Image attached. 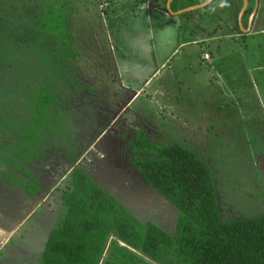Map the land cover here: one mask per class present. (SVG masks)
Here are the masks:
<instances>
[{"label": "rangeland", "instance_id": "374dc122", "mask_svg": "<svg viewBox=\"0 0 264 264\" xmlns=\"http://www.w3.org/2000/svg\"><path fill=\"white\" fill-rule=\"evenodd\" d=\"M48 3L0 0L3 181L19 184V178L25 176L23 170L31 179L47 174L63 181L73 165L66 157L80 150L79 167L139 222L150 221L173 235L175 206L146 185L126 161L123 147L114 146L123 144L118 139H131L145 130L153 142H177L211 167L220 215L225 221L264 214V91L260 90L264 89V79L256 91H245L239 99L222 89L212 87L208 91L204 86L198 98L188 101L183 81L173 79L171 63L157 74L144 94L127 106L132 94L122 89L125 77L119 80L117 73L126 60L136 62L128 48V37L139 27L155 24L159 16L143 10L139 0H115L112 15L109 9H97L95 0H53L49 3L53 14L45 21L43 13ZM258 18L264 21L263 7ZM253 44L257 62L264 67V35H257ZM227 51L225 46L222 53ZM238 56L237 52L231 55L234 60H239ZM231 72L239 77L242 70L234 67ZM260 72L264 74V68ZM172 82L182 84L176 98L171 95ZM41 93L47 99L50 94L57 95L52 109L48 107L52 116L48 109L46 115L44 110L35 111ZM0 191V206H6L0 212L1 222L9 225L16 221L22 235L16 246L22 247L24 239L28 248L33 246L23 255L9 254L8 264H37L33 262L36 248L39 244L43 248L49 230L59 220L57 197L53 200L52 196L48 207L35 205L20 223V207L30 206L24 204L27 197L20 192L15 196L12 188ZM28 211L29 207L24 212Z\"/></svg>", "mask_w": 264, "mask_h": 264}, {"label": "trees", "instance_id": "16d2710c", "mask_svg": "<svg viewBox=\"0 0 264 264\" xmlns=\"http://www.w3.org/2000/svg\"><path fill=\"white\" fill-rule=\"evenodd\" d=\"M204 1L174 0L171 9ZM49 3L45 21L53 14ZM54 98L38 94L35 111L46 115ZM131 147L145 182L177 208L175 234L139 222L78 166L61 194L63 214L49 232L40 264H264V214L225 221L212 169L197 153L174 141L154 143L144 131Z\"/></svg>", "mask_w": 264, "mask_h": 264}, {"label": "crops", "instance_id": "0c3cea01", "mask_svg": "<svg viewBox=\"0 0 264 264\" xmlns=\"http://www.w3.org/2000/svg\"><path fill=\"white\" fill-rule=\"evenodd\" d=\"M95 1L98 3L97 9H109L110 15L115 12L113 4L115 0H104V2L103 0ZM172 1L171 3L170 0L166 2L162 0L157 1V4H155L157 5L156 10L148 6L145 0H139L138 5L144 8L143 10L148 13L159 16V20L156 21L155 24L152 22L146 29L141 27L137 28L131 32L128 37V48L131 50L134 56L132 57L136 62L126 60L122 65L118 66L120 73H117L119 80L121 77H125V79H123L124 86L121 85L122 89L126 90L127 88V91L129 90L128 93L132 94L127 106L144 94L146 88L151 84L157 74L161 70H165L169 65H172L171 63H173V69H175V71H173V79L176 78V80H178L179 78L180 81L178 82L180 83L183 81V90L186 92L185 99L188 97V101H192L193 98H198L196 97L198 95L197 93L200 92L204 86L207 87V89L209 88L208 91L213 88L214 90H218V88L222 89L233 94L238 99L245 91H256L257 86H259L258 83L261 84L263 82L264 74L260 71L264 67L261 66L262 64L260 61L257 62L258 56L255 53L254 48L256 49V47H254L255 45L253 42L257 35H264V21H260V18H258V11L256 10L255 12L253 9L254 0H248L247 6H243L242 0H211L209 4L203 8L186 11L180 14H174L182 9H171ZM261 1L264 0H260V2ZM260 2L258 8L260 7ZM169 10L174 13L168 14ZM259 22L261 24L257 27L256 24H259ZM225 46L226 48L228 47V51L223 54L222 50H224ZM113 47L114 46H112L111 49ZM233 52L240 54V57L238 56L240 58L239 60H237V58L236 61L231 57ZM205 53L210 55L208 59L203 58ZM222 67L225 70L219 69ZM234 67L242 70V73L238 75L239 77H235L234 73L231 72V69ZM134 80H137L139 83L134 84ZM181 88L182 84L172 82V87H170L172 94H169L175 96V94L177 95L180 93ZM222 90L221 93L223 92ZM260 90L261 92L264 91V89L262 90L261 88ZM149 97H151V95H149ZM176 97L177 96H175V98ZM200 97L201 95L199 99ZM138 113H143V111ZM6 184L11 186L7 187L5 186ZM4 188H12L15 196H17L19 192L23 193L25 196L27 194L26 190L18 186L17 183H14L12 180H9V182H7V180L3 181L0 177V189ZM111 195L115 198L113 194ZM46 196L48 200V194ZM26 197L27 198L24 199L25 205L32 202L31 200L33 199L28 196ZM41 200L42 199L33 201L30 206H19L21 212L18 222L21 223L25 220L30 215L35 205L37 207L40 205ZM41 203L44 204L45 207H48V203ZM5 207L6 206H0V212L5 210ZM28 207L29 211L25 213L24 211ZM16 225V221L15 223L6 225L1 222L0 219V242L5 240L4 242L6 243V238L10 236L13 229L16 228ZM53 228H51L49 232ZM21 236L20 230V232L15 235V239L11 240L9 237L8 243L10 246L3 247L0 251V264H8L7 259L9 254L14 255L17 252H22L23 255V252L33 249V246L31 248L27 247L28 245L25 244V239L22 247L18 244L16 246L15 243L18 241V237L20 238ZM44 245L42 249L40 248V244L37 246V256L34 258L33 262L36 260V262H38L37 264H40ZM105 255H107V251Z\"/></svg>", "mask_w": 264, "mask_h": 264}, {"label": "flooded vegetation", "instance_id": "af4514ba", "mask_svg": "<svg viewBox=\"0 0 264 264\" xmlns=\"http://www.w3.org/2000/svg\"><path fill=\"white\" fill-rule=\"evenodd\" d=\"M264 6V1H261L260 2V7H263ZM259 7V8H260ZM259 8H257V11H259ZM263 10H264V7H263ZM42 28V27H41ZM55 96H57L55 93H54ZM55 103V102H54ZM53 105V104H52ZM52 105H51V109H52ZM50 108V107H49ZM48 115L49 116H52L53 114H50V111L48 109ZM47 122H49V119L47 118ZM145 132V131H144ZM140 133V132H139ZM138 133V134H139ZM136 134L133 138L131 139H127V138H123L122 140L121 139H118L120 140L123 144H118V143H115L114 146L115 148H120V147H123V151H126L127 154H125L127 156V162L133 166L137 171L138 169L136 168V166L134 165L133 163V151H132V147H131V142L132 140L138 135ZM146 135V134H145ZM147 136V135H146ZM148 137V136H147ZM149 138V137H148ZM151 140V139H150ZM152 141V140H151ZM153 142V141H152ZM85 143L86 144H90V142L87 141V139H85ZM155 143V142H154ZM159 144V143H157ZM122 145V146H121ZM78 146H76L77 148ZM79 149V148H78ZM113 150H115L113 148ZM31 151V150H30ZM92 154V153H91ZM71 156H67L66 157V160L67 162H69L70 164H73L71 169L67 172V174H64V176L62 177V180H60L61 177H57L56 175L55 176H51V178L49 176H47V174H40L38 175L37 178L34 179H31L30 177H26V174H27V171H22L23 174H25L24 178H19V184L18 186H20L21 188H24L26 190V192H28V194H26V196L30 197V198H33L31 201H36L38 199H42L41 202H45V203H48L50 204L49 200L52 198L53 196V200L55 199V196L57 197V204L58 206H61L60 210L58 211L59 214V219L62 217V214H63V206L61 204V194L62 192L64 191V189L68 186V183H69V178H70V173L71 171L73 170V168L75 167H78L79 165L77 164V162L80 160V157H78L80 155V150H77L76 153H72L70 154ZM102 159H105L102 158ZM97 161V160H96ZM25 172V173H24ZM139 173V171H138ZM63 175V174H62ZM139 175L141 176V174L139 173ZM142 177V176H141ZM92 178V177H91ZM143 178V177H142ZM93 179V178H92ZM17 180V179H15ZM94 180V179H93ZM40 181V182H39ZM95 181V180H94ZM96 182V181H95ZM97 183V182H96ZM98 184V183H97ZM99 185V184H98ZM32 186H35L38 187V189L36 190V192L34 193L33 196H31L29 194V192H31V189H32ZM33 188V189H34ZM104 188V187H103ZM29 190V191H28ZM51 195V197L49 198V193ZM48 194V200H47V195ZM46 196V197H45ZM32 202H30V204H32ZM40 202V205L41 206H45L44 204H42ZM59 221V220H58ZM150 222V221H149ZM57 224V223H56ZM55 224V225H56ZM54 225V226H55Z\"/></svg>", "mask_w": 264, "mask_h": 264}, {"label": "water", "instance_id": "95a60500", "mask_svg": "<svg viewBox=\"0 0 264 264\" xmlns=\"http://www.w3.org/2000/svg\"><path fill=\"white\" fill-rule=\"evenodd\" d=\"M157 1H161V0H145V3H147L148 4V6H150L151 8H154V9H156L157 10V5H155V4H157ZM166 1H168V0H166ZM171 1L172 0H170V3H171ZM211 0H207V1H205V2H203V3H201V4H198V5H194V6H191V7H188V8H185V9H182V10H180V11H178V12H172L171 10H169V12H168V14H180V13H184V12H186V11H191V10H195V9H200V8H203V7H205V6H207L208 4H209V2H210ZM243 1V6L245 5V6H247L248 5V0H242ZM259 2H260V0H254V11L256 12V10H257V8H258V4H259ZM165 4V3H164ZM165 8H166V5H165ZM168 8V7H167ZM168 11V10H167ZM254 12V13H255ZM142 178V177H141ZM143 179V178H142ZM143 181L145 182V180L143 179ZM146 183V182H145ZM146 185H148L147 183H146ZM149 186V185H148ZM150 187V186H149ZM151 189H153L152 187H150ZM106 190V189H105ZM154 190V189H153ZM154 191H156V190H154ZM157 192V191H156ZM158 193V192H157ZM159 194V193H158ZM160 195V194H159ZM161 197H162V195H160ZM163 198V197H162ZM164 199V198H163ZM166 200V199H165ZM166 201H168V200H166ZM169 202V201H168ZM172 204V203H171ZM124 207V206H123ZM176 208V207H175ZM176 210H177V208H176ZM129 212V211H128ZM177 215H178V210H177V214H176V218H175V229H176V222H177ZM17 230L18 229H16V228H14L13 229V231L11 232V234H10V236H8L7 238H6V243L4 242L5 240H3V241H1L0 243V251H1V249L3 248V247H6V246H10L9 244H7V242H8V240H9V237H10V239L12 240L13 239V237H15V233H17ZM174 234H175V230H174ZM173 234V235H174ZM4 244V245H3ZM139 253V252H138ZM146 259H148L149 261H151L149 258H147L146 257ZM153 262V261H152Z\"/></svg>", "mask_w": 264, "mask_h": 264}, {"label": "built area", "instance_id": "2783aa9c", "mask_svg": "<svg viewBox=\"0 0 264 264\" xmlns=\"http://www.w3.org/2000/svg\"><path fill=\"white\" fill-rule=\"evenodd\" d=\"M203 58H204V59H208V58H209L208 54H204V55H203Z\"/></svg>", "mask_w": 264, "mask_h": 264}]
</instances>
